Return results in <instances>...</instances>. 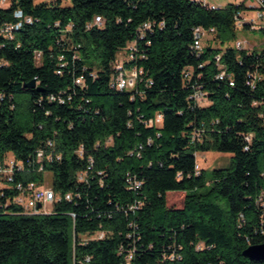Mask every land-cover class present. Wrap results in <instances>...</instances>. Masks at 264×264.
I'll use <instances>...</instances> for the list:
<instances>
[{
	"label": "trees",
	"instance_id": "obj_1",
	"mask_svg": "<svg viewBox=\"0 0 264 264\" xmlns=\"http://www.w3.org/2000/svg\"><path fill=\"white\" fill-rule=\"evenodd\" d=\"M68 1L10 0L0 8V26L19 24L12 38L0 35V162L12 155L35 163L38 149H51L58 159L15 179L41 182L49 172L56 193L73 195L50 214H20L12 204L0 212V264H126L129 254L131 264H264L242 255L264 242V118L252 104L264 97V48L229 45L235 14L253 8ZM96 15L103 24L88 28ZM196 26L212 27L217 45L196 52ZM133 40L124 65L142 73L133 89L118 90L110 85L112 62ZM216 56L223 79L216 78ZM32 79L39 89L23 86ZM195 87L206 104L189 99ZM157 114L161 123L149 125ZM205 151L230 153L209 178L195 170V153ZM88 156L92 168L78 181ZM127 178L140 186L128 189ZM167 193H183L181 205L169 206Z\"/></svg>",
	"mask_w": 264,
	"mask_h": 264
},
{
	"label": "built area",
	"instance_id": "obj_2",
	"mask_svg": "<svg viewBox=\"0 0 264 264\" xmlns=\"http://www.w3.org/2000/svg\"><path fill=\"white\" fill-rule=\"evenodd\" d=\"M10 3V0H0V8L7 7ZM211 8H215V6L211 5ZM248 7L253 8L248 13L238 11L235 16V24L236 29L242 28L243 24H248L250 28L255 29L262 27L264 28V0H251ZM25 22H31L30 17H25ZM103 24V19L100 15H96L93 18V21L87 25V27L91 26H101ZM19 25V24H18ZM17 24L5 23L0 26V35L4 38H12V30L18 27ZM150 25L148 23L144 24L141 29L138 31V36H143V29L149 28ZM214 29L210 28H203L200 26H196L193 28V49L200 53L203 50V41L207 39L208 35L212 36ZM251 44L249 41L244 40L240 41L236 39L234 41L233 46L235 48H242L246 49L247 51L254 50L255 46H250ZM135 50V40L129 42L126 47L124 48V57L122 59H118L112 62V67L114 69V73L110 79V85L118 90H129L133 89L139 79V76L142 73L141 69L131 67L127 68L124 65L125 61H128L132 58L133 52ZM36 58H38L39 53H36ZM216 64L220 69L219 73L216 75V78L223 79L225 75V70L221 63H219V56L215 58ZM188 73H185V76L188 78ZM229 77V76H227ZM258 77L256 72H252L247 74V81L246 83L249 86L254 85V80ZM77 84H82L81 78H77L75 80ZM233 82L229 79V85H232ZM189 99L193 100L195 103L198 104H206V94L200 88L195 87L193 92L190 94ZM50 101L57 100L59 102H63L62 98L59 96H49ZM254 106L259 105L262 106V113L261 115L264 118V97L258 101H254L252 103ZM161 123V116L157 114L154 119H150L148 124L149 125H159ZM106 144L111 143V137L107 138ZM53 143L51 140L46 141V146L52 147ZM77 154L82 157L83 156V148L80 146L77 149ZM197 153H195L196 157ZM58 154H53V150L49 149L46 151L44 148H40L35 153V163H31V161H27L25 164L23 161L15 158L14 156H8L2 162H0V212L7 213L9 211V206L12 204L18 208V212L24 215H40V214H50L53 210V205L55 202L60 200H68L72 199L71 192H67L65 194H59L54 191L52 188L51 183L45 182V174L48 172L43 173V180L41 182L38 181H21L16 180L15 176L18 173H22L25 169L29 170L30 168L33 169L34 164L37 165V171L43 170V162L45 160L52 161L53 159H58ZM87 161V170L80 171L76 175V179L78 181H86L88 170L92 168L93 165V158L88 156L86 158ZM196 172L199 171L198 165L195 164ZM98 175L101 174V171L97 172ZM128 189H135L140 186L141 182L135 180L133 178H127ZM137 208V205L130 206V209L133 210ZM97 238H102L104 236V232L99 231L95 235ZM85 238L84 240H87ZM88 259V258H87ZM131 254L127 255L125 258L126 264L130 263Z\"/></svg>",
	"mask_w": 264,
	"mask_h": 264
},
{
	"label": "rangeland",
	"instance_id": "obj_3",
	"mask_svg": "<svg viewBox=\"0 0 264 264\" xmlns=\"http://www.w3.org/2000/svg\"><path fill=\"white\" fill-rule=\"evenodd\" d=\"M49 0H34L35 3L39 2H46ZM207 1V2H206ZM215 3L218 7H222L226 5L227 3H240L243 2V0H202L203 3ZM248 2H251V0H248ZM63 5H69L70 2L68 0H62ZM251 12H248V16ZM207 40L205 39L203 41V47L204 49L207 46L214 47L216 44L215 41H210L211 36H207ZM236 39L240 41L247 40L251 44L250 46H255L254 50L260 51L264 48V33L258 29H241L237 28L236 30ZM234 41L231 42L229 45H233ZM117 57L122 59L124 57V51L123 48L119 49L117 52ZM230 158V153H222V152H216V151H205V152H197V155L195 157V162L198 165V169H205L207 173V177L209 178L211 176V170L215 167H224L228 165ZM45 182L51 183V176L48 172L45 174ZM183 198V193H167V204L169 206H180L181 200Z\"/></svg>",
	"mask_w": 264,
	"mask_h": 264
},
{
	"label": "water",
	"instance_id": "obj_4",
	"mask_svg": "<svg viewBox=\"0 0 264 264\" xmlns=\"http://www.w3.org/2000/svg\"><path fill=\"white\" fill-rule=\"evenodd\" d=\"M23 86L28 88H35L36 81L35 79H32L31 81L24 83ZM242 255L255 261L264 260V242L248 245L242 251Z\"/></svg>",
	"mask_w": 264,
	"mask_h": 264
},
{
	"label": "crops",
	"instance_id": "obj_5",
	"mask_svg": "<svg viewBox=\"0 0 264 264\" xmlns=\"http://www.w3.org/2000/svg\"><path fill=\"white\" fill-rule=\"evenodd\" d=\"M197 1H201V2H202V0H197ZM206 2H207V1H206ZM243 2H244V4H245L246 6H249V4H250V2H248V0H243ZM231 3H233V1H232ZM205 4H208L209 6L213 5V6H215V7H218V6L215 5V3H213L212 1H211V3H205ZM245 13L247 14L248 12H245Z\"/></svg>",
	"mask_w": 264,
	"mask_h": 264
}]
</instances>
